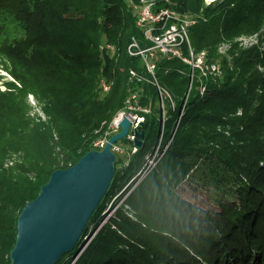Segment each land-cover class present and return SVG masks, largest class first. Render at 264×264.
Returning <instances> with one entry per match:
<instances>
[{
	"label": "trees",
	"instance_id": "trees-1",
	"mask_svg": "<svg viewBox=\"0 0 264 264\" xmlns=\"http://www.w3.org/2000/svg\"><path fill=\"white\" fill-rule=\"evenodd\" d=\"M144 2L175 16L141 22L142 0H0V33L9 20L22 31L0 43L14 79L0 89V264L25 203L130 104L148 110L142 143L119 139L106 194L55 264H264V0ZM188 14L182 54L205 50L219 73L152 49L149 35ZM187 179L211 185L218 208L185 199Z\"/></svg>",
	"mask_w": 264,
	"mask_h": 264
},
{
	"label": "water",
	"instance_id": "water-1",
	"mask_svg": "<svg viewBox=\"0 0 264 264\" xmlns=\"http://www.w3.org/2000/svg\"><path fill=\"white\" fill-rule=\"evenodd\" d=\"M186 42L189 44V39ZM178 47L181 55L176 56L189 64L191 71L199 69L204 76L219 73V64L208 62L205 50L195 53L189 48V55H183ZM200 55L203 65L209 66L207 72L194 65ZM213 65L216 70L211 68ZM137 110L148 111L133 104L119 110L107 123L105 136L95 140L101 143H94L96 147L70 166L52 170L38 194L25 203L17 216L10 264H55L76 245L113 178L116 154H120L119 139H130L132 150L142 143L145 132L139 126L144 116Z\"/></svg>",
	"mask_w": 264,
	"mask_h": 264
},
{
	"label": "rangeland",
	"instance_id": "rangeland-1",
	"mask_svg": "<svg viewBox=\"0 0 264 264\" xmlns=\"http://www.w3.org/2000/svg\"><path fill=\"white\" fill-rule=\"evenodd\" d=\"M142 1H143V4L140 6V9H138L139 12H141V10L143 12V10L145 8H147V6H150V4H151V3L146 4L144 2V0H142ZM207 1L208 0H205L206 4L211 3L214 0H210L209 2H207ZM168 15H172V14L170 12H168V14L164 15V17L168 16ZM188 16H189V14H188ZM182 18H184V16L179 17L177 20V23H175V24H172V23L171 24H165L160 35L168 34L167 33L168 30L171 33H174L175 35H177L179 33L178 25L182 22V20H181ZM190 24H192V23H190ZM19 25L20 24H18L16 21L9 20L7 25H5V27L2 29V31H1L2 33H0V43L4 39L11 40L13 37L22 35V31H21ZM172 27H175V29H173ZM170 40H171L170 38L164 40V44H165V42H166V44L169 43L167 45L165 44L167 47H170L171 46L170 44H172L171 42H173ZM236 41L238 42L239 46L241 45V46L245 47V46H248V45L252 44L253 42H255L256 36L255 35L239 36L236 39ZM153 44L154 45H153L152 49L157 48L160 52L166 54V52L164 50H162L160 48V46H158V42L157 43L153 42ZM228 46L229 45L226 42L221 43L218 46L219 51L221 53L226 52ZM4 59L5 58L0 56V89L1 90L5 89V85L2 84L3 81L14 80L12 78V76H10V74L8 75V72L6 70H4L1 66V65L5 64ZM108 86H109V84H107L103 79L101 81V84H100V87H102L101 93L104 94V92H106L108 90ZM28 99L30 100L31 103L35 104L31 95H28ZM33 112H36V114L40 115L42 118L44 117V114L41 112L39 107H37V105L34 106ZM97 143L99 144V143H101V141L95 142V144H97ZM119 147H120V151L118 153L121 154L125 151L126 144H120ZM178 191L185 199L189 200L190 202L194 203L195 205H197L199 207L212 208V209L218 208L217 201L215 199L217 193L215 192V189H213V187L211 185H209L207 182L203 183L199 179H194V180L193 179H187L185 182H183L180 185ZM115 208H116V206L114 208H110L108 210L107 217L114 211Z\"/></svg>",
	"mask_w": 264,
	"mask_h": 264
},
{
	"label": "built area",
	"instance_id": "built-area-1",
	"mask_svg": "<svg viewBox=\"0 0 264 264\" xmlns=\"http://www.w3.org/2000/svg\"><path fill=\"white\" fill-rule=\"evenodd\" d=\"M207 2H209V0ZM168 12H170V11L166 10V9H163V10H160V11H157V12H153L151 10V8L147 7V8H145L143 10V12L141 10L140 14H144V21H146V20L157 21V20L165 19V18L169 17L170 15L164 17V15H167ZM193 22H194V19H193ZM172 24H175V22L172 23ZM178 27H179V33L177 35H175L174 33L169 32L168 34H165V35L164 34L163 35H158V36L149 35V38L154 43L158 42V46H160V48L162 50H164L165 52H169L171 54L180 56L181 53H180V49H179L178 46L180 45V42L188 41V36H187V27H188V25L180 23L178 25ZM172 28L175 29V27H172ZM168 38L171 39L170 41H173V42H171L172 44H170L171 45L170 47L166 46L169 43L166 44V42H165L166 45L164 44V40H166ZM194 65L199 66L202 70H203V68H209V66L203 65V62H201V55L197 58V60L195 61ZM211 68L215 69V70L217 69V67L214 66V65L211 66Z\"/></svg>",
	"mask_w": 264,
	"mask_h": 264
},
{
	"label": "bare ground",
	"instance_id": "bare-ground-1",
	"mask_svg": "<svg viewBox=\"0 0 264 264\" xmlns=\"http://www.w3.org/2000/svg\"><path fill=\"white\" fill-rule=\"evenodd\" d=\"M210 1V0H209ZM147 7H149L150 8V6H147ZM166 10H169V9H167L166 8ZM170 11V10H169ZM170 13L172 14V15H170V16H175V14H174V12L173 11H170ZM141 15V18H140V21L141 22H144V14H140ZM184 16V18H182L181 20H182V22L181 23H183V24H186V25H189L190 23H192L193 22V18H191V17H189L188 15H183ZM182 17V16H181ZM170 31L168 30L167 31V33H169ZM167 53H169V52H167ZM202 55H201V62H203L202 61ZM184 60H187V59H185V58H183ZM207 69H209V68H203V71H205V72H207ZM209 71V70H208ZM210 72V71H209Z\"/></svg>",
	"mask_w": 264,
	"mask_h": 264
}]
</instances>
